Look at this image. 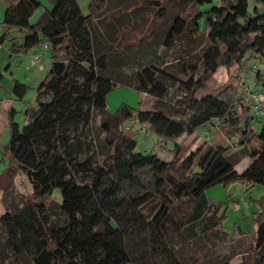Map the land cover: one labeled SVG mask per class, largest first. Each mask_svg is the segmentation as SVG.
Here are the masks:
<instances>
[{"label":"trees","instance_id":"obj_1","mask_svg":"<svg viewBox=\"0 0 264 264\" xmlns=\"http://www.w3.org/2000/svg\"><path fill=\"white\" fill-rule=\"evenodd\" d=\"M167 1H142L143 7L154 9L152 26L162 23ZM176 1L186 2L188 8L173 19L164 45L171 47L176 38L189 35L200 41L197 61L189 64L179 56L174 64L162 62L161 67L151 61L136 72L133 85L122 73L123 58L113 47L120 37L117 24L101 18L108 0H92L89 14L77 0H53L52 8L33 24L30 18L39 0L8 5L0 26L17 29L22 40L13 43L11 51L26 53L41 42L51 48L48 73L37 88L36 106L25 111V125L16 120L14 106L7 110L14 145L9 151L11 170L27 176L35 195H51L59 188L60 208L67 217L63 226L49 227L47 204L32 200L3 213L6 239H0V246L10 247L16 258L8 264H232L237 241L246 250L235 264H264V195L253 213L254 230L245 232L238 225L230 233L223 227V202L212 204L206 194L217 184L264 187V116L251 114L242 92L234 104L221 96V87L201 91L220 67L245 72L257 65L254 74L264 85V11L258 7L264 0H256L252 13L249 0ZM7 34L0 36V43ZM112 66L120 68L115 76L109 73ZM176 81L185 94L173 102L167 97ZM118 84L151 95L152 108L122 103L111 113L107 95ZM27 89L16 80L15 99L22 100ZM135 121L157 134L160 147L217 125L229 137L239 134L242 152L248 149L253 161L238 170L239 157L229 153L228 145L206 141L191 151L176 143L168 160L136 152V133L124 129ZM90 134L93 140H88ZM22 135L32 143L33 166L15 159ZM93 147L105 154L101 164ZM201 236L209 247H199ZM2 252L0 248L4 259ZM24 252L32 254L29 261L20 258Z\"/></svg>","mask_w":264,"mask_h":264},{"label":"rangeland","instance_id":"obj_2","mask_svg":"<svg viewBox=\"0 0 264 264\" xmlns=\"http://www.w3.org/2000/svg\"><path fill=\"white\" fill-rule=\"evenodd\" d=\"M15 0H0V22L3 21L8 5ZM40 7L33 13L30 23H35L41 15L50 10L53 6V0H39ZM84 14L90 13V3L92 0H77ZM143 0H108L104 6V12L101 14L102 19L107 21L113 20L117 24V30L120 34L113 42L117 56L123 58L121 71L130 79V85H133L134 77L144 65L156 61L158 66H162L164 62L174 64L175 58L184 56V60L189 64L197 61L195 50L199 47L200 41L193 40L189 35L176 38L171 47L166 48L164 45L165 34L173 19L177 14H182L188 8L184 1L170 0L166 2L167 13L159 26H152L151 20L154 15V9L151 7H143ZM256 0H249V11L252 13L256 7ZM258 6V4H257ZM210 4L202 6V9H208ZM259 11H264V6H258ZM205 17L200 20V28H205ZM8 32L4 42L0 43V217L3 213L19 209L27 204L29 200L34 202H44L47 204L45 215L49 227L63 226L67 217L60 208L62 203V195L59 188L54 189L51 195L38 196L33 193V188L27 176L21 172H13L11 170V158L9 151H14V145L10 143V130L8 127L7 110L14 106L17 110L16 120L21 126L27 122L25 111L36 106L37 88L45 79L50 62L51 48L45 42H41L28 52L11 51L13 43H21V33L17 29L8 31L5 27L0 26V36ZM123 34V35H122ZM189 54V55H188ZM39 55V59L35 60V56ZM161 56L162 58H157ZM163 59V61H162ZM163 62V63H162ZM172 64V65H173ZM120 68L112 66L110 74L116 75ZM199 68L196 78L201 72ZM263 66H261V70ZM231 69L220 67L217 72L210 77L207 86L201 89L202 92L213 90L218 87L223 88L221 96L229 98L234 104H237L238 98L242 93L246 92L248 87H254L260 90L258 92L260 98H263L264 85L260 84L255 74L248 73L249 70ZM181 79H185L183 73H178ZM16 80L25 83L28 86L26 95L22 100L15 99L13 95V86ZM126 84L116 85L107 95L108 109L111 113L115 112L122 103H128L136 108L142 107L148 110L153 104V97L148 93H140L133 86ZM247 86V87H246ZM258 90V91H259ZM185 94L183 85L179 82H172L169 87L168 99L173 102L180 99ZM44 98H47L45 96ZM231 99V100H230ZM243 109V108H242ZM34 109H32L33 111ZM241 110V108H239ZM264 118V117H263ZM261 118V119H263ZM260 119V120H261ZM96 125L100 124V116H96ZM256 127L259 129L261 123L256 121ZM127 132L136 133L137 145L136 152L153 153L158 158L171 159L172 150L175 144L188 146L189 150H195L203 142L210 144L222 143L229 146V153L239 157L236 168L244 169L253 159L248 155L247 151H243L244 146L240 144V135L229 137L226 133L219 130L217 125H206L197 130L194 135L186 138L182 137L178 140H169L162 147L159 146V137L156 133L149 129V126L142 125L139 122H129L124 127ZM88 140H93L91 134ZM19 150L15 155V159L22 164L33 166L36 162V156L31 141L24 135L19 139ZM93 141H91V144ZM236 144V146H234ZM246 150V149H245ZM97 164H101L105 159L104 152L95 147ZM209 202L212 204L223 202V212L225 218L223 227L226 231L233 233L238 225L245 232L254 230L253 213L259 209V202L264 195V187L260 185L252 186L246 189L243 183L233 184L224 187L217 184L206 190ZM212 211V207L208 213ZM198 240L199 247H209L210 243L203 239ZM0 239H6V230L0 222ZM235 255L231 259V263L235 264L241 261L245 255V244L235 242ZM1 254H5V258H0V264H8L16 261L14 252L10 247L1 245ZM30 252H24L20 258L25 260L31 259ZM77 264V263H72ZM131 264V263H128Z\"/></svg>","mask_w":264,"mask_h":264},{"label":"built area","instance_id":"obj_3","mask_svg":"<svg viewBox=\"0 0 264 264\" xmlns=\"http://www.w3.org/2000/svg\"><path fill=\"white\" fill-rule=\"evenodd\" d=\"M47 43L44 44L43 51L45 50ZM35 60L39 59V55L34 57ZM257 69V65H253L248 73L254 74ZM247 87V86H246ZM243 102L248 104L251 109V114L253 116L261 117L264 116V101L260 98L258 91L253 87H248L247 93H243Z\"/></svg>","mask_w":264,"mask_h":264},{"label":"crops","instance_id":"obj_4","mask_svg":"<svg viewBox=\"0 0 264 264\" xmlns=\"http://www.w3.org/2000/svg\"><path fill=\"white\" fill-rule=\"evenodd\" d=\"M15 1H17V0H15ZM15 1H13V2H15ZM13 2H11V3H13ZM261 6V5H260ZM157 58H159V59H161V56H158ZM219 70V69H218ZM142 108V107H141ZM152 108V106L151 107H149V109H151ZM8 125V124H7ZM191 151V150H190ZM238 184H241V183H238Z\"/></svg>","mask_w":264,"mask_h":264}]
</instances>
